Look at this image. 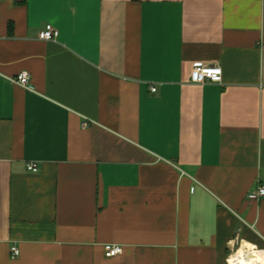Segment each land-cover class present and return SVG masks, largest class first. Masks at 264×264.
Listing matches in <instances>:
<instances>
[{"label":"crops","instance_id":"1","mask_svg":"<svg viewBox=\"0 0 264 264\" xmlns=\"http://www.w3.org/2000/svg\"><path fill=\"white\" fill-rule=\"evenodd\" d=\"M262 183L264 0H0V264H264Z\"/></svg>","mask_w":264,"mask_h":264},{"label":"built area","instance_id":"2","mask_svg":"<svg viewBox=\"0 0 264 264\" xmlns=\"http://www.w3.org/2000/svg\"><path fill=\"white\" fill-rule=\"evenodd\" d=\"M58 37V31L55 30L51 25H46L38 34V39L41 41H55ZM222 80V70L217 65H205L202 63H195L192 68L190 82L193 84H204L206 82L210 83H221ZM14 82L23 87L28 88L29 85V75L26 72L20 73ZM151 92L155 93L156 88L152 87ZM86 124H84L85 126ZM27 170L32 173L38 171V167L35 163H29L27 165ZM264 198V183L258 185L256 189L250 192L247 196L248 201L256 202ZM122 251L119 245H105L104 246V256L106 258H114L118 256ZM12 258H17L19 256V250L16 247L11 248ZM228 264H230L228 262Z\"/></svg>","mask_w":264,"mask_h":264},{"label":"bare ground","instance_id":"3","mask_svg":"<svg viewBox=\"0 0 264 264\" xmlns=\"http://www.w3.org/2000/svg\"><path fill=\"white\" fill-rule=\"evenodd\" d=\"M247 253L245 254L243 251H237L231 258L230 264H258L257 262V254L251 253L252 248H248Z\"/></svg>","mask_w":264,"mask_h":264},{"label":"rangeland","instance_id":"4","mask_svg":"<svg viewBox=\"0 0 264 264\" xmlns=\"http://www.w3.org/2000/svg\"><path fill=\"white\" fill-rule=\"evenodd\" d=\"M248 251V250H247Z\"/></svg>","mask_w":264,"mask_h":264}]
</instances>
